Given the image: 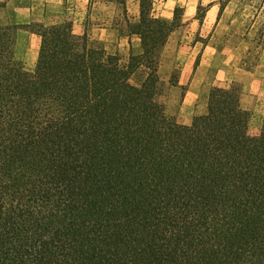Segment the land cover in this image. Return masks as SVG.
<instances>
[{
  "label": "trees",
  "instance_id": "obj_1",
  "mask_svg": "<svg viewBox=\"0 0 264 264\" xmlns=\"http://www.w3.org/2000/svg\"><path fill=\"white\" fill-rule=\"evenodd\" d=\"M156 1L138 0L125 62L70 21L0 23V264H264V117L251 135L235 83L190 124L167 113L179 7ZM20 28L40 37L32 70Z\"/></svg>",
  "mask_w": 264,
  "mask_h": 264
},
{
  "label": "rangeland",
  "instance_id": "obj_2",
  "mask_svg": "<svg viewBox=\"0 0 264 264\" xmlns=\"http://www.w3.org/2000/svg\"><path fill=\"white\" fill-rule=\"evenodd\" d=\"M113 1L116 7L111 9L112 19H106L107 13L96 5L100 12L94 8L84 26L72 29L76 34L86 33L125 62L130 52L140 51V39L130 33L128 26L129 21L137 19L139 5L136 0H125L124 5ZM177 6L176 26L162 48L158 69L165 82L161 99L167 113L180 124H190L195 115L206 111L212 87L235 83L241 89L242 105L251 114L249 133L258 134L264 117V36L260 33L264 27V0H158L153 13L171 21ZM220 7V25L202 32L198 23L214 18ZM55 19L54 24L70 21L64 15ZM193 20L195 26H187ZM26 47V41L18 44L16 38V54L24 67L32 70L35 65L27 66L22 57Z\"/></svg>",
  "mask_w": 264,
  "mask_h": 264
},
{
  "label": "crops",
  "instance_id": "obj_3",
  "mask_svg": "<svg viewBox=\"0 0 264 264\" xmlns=\"http://www.w3.org/2000/svg\"><path fill=\"white\" fill-rule=\"evenodd\" d=\"M96 5L99 10H104L107 13L106 19L107 16L109 17L108 20L112 19L111 9L116 7L113 0H0V23L20 26L37 22L51 24L56 20L55 18L64 15L69 18L73 27L84 26L88 19L93 16L91 12L96 8ZM210 7L212 8L213 4ZM210 7L207 12H210ZM100 15L102 14L100 13ZM221 15L222 11L220 13V10H217L214 18L204 19L198 23V28L205 32L208 27L212 29L214 26H219ZM195 21H190L187 26L193 28ZM25 41L27 47L22 52V57L26 65L32 67L35 65L40 39L34 32L20 28L17 31V43L23 44ZM204 52L206 53V49Z\"/></svg>",
  "mask_w": 264,
  "mask_h": 264
}]
</instances>
